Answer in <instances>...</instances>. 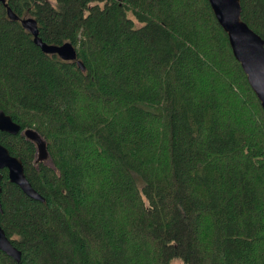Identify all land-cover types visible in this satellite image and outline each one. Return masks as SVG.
Returning <instances> with one entry per match:
<instances>
[{
  "label": "trees",
  "instance_id": "obj_1",
  "mask_svg": "<svg viewBox=\"0 0 264 264\" xmlns=\"http://www.w3.org/2000/svg\"><path fill=\"white\" fill-rule=\"evenodd\" d=\"M0 264H264V111L206 0H4ZM264 42V0H239ZM5 7L36 22L43 54ZM35 131L45 143L37 161Z\"/></svg>",
  "mask_w": 264,
  "mask_h": 264
},
{
  "label": "water",
  "instance_id": "obj_2",
  "mask_svg": "<svg viewBox=\"0 0 264 264\" xmlns=\"http://www.w3.org/2000/svg\"><path fill=\"white\" fill-rule=\"evenodd\" d=\"M217 24L225 33L231 53L239 64L246 81L264 111V42L251 31L240 19L239 0H206ZM4 6V0H0ZM6 17L10 21L18 22L21 28L32 37V42L43 54L55 55L65 62H76L80 70H84L81 63L76 60L75 50L70 43L60 45H47L37 37L36 22L33 18H18L11 10L5 7ZM20 132L19 126L7 115L0 111V133L15 135ZM22 135L35 144L37 159L46 157L45 143L33 130L24 129ZM6 171L8 181L16 185L29 199L42 202V198L30 187L23 175L21 162L12 157L0 145V172ZM1 180V173H0ZM1 192V189H0ZM1 213V204H0ZM0 252L14 261L19 260L20 253L7 240L0 228Z\"/></svg>",
  "mask_w": 264,
  "mask_h": 264
},
{
  "label": "rangeland",
  "instance_id": "obj_3",
  "mask_svg": "<svg viewBox=\"0 0 264 264\" xmlns=\"http://www.w3.org/2000/svg\"><path fill=\"white\" fill-rule=\"evenodd\" d=\"M45 159H46V158H45ZM45 159H43V160H38V159H37V161H44ZM173 264H180V263L175 261V262H173Z\"/></svg>",
  "mask_w": 264,
  "mask_h": 264
}]
</instances>
